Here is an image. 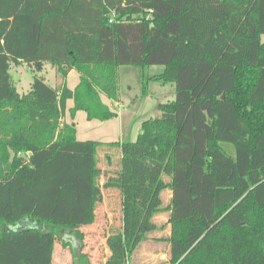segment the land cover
Here are the masks:
<instances>
[{
    "label": "trees",
    "instance_id": "obj_1",
    "mask_svg": "<svg viewBox=\"0 0 264 264\" xmlns=\"http://www.w3.org/2000/svg\"><path fill=\"white\" fill-rule=\"evenodd\" d=\"M262 34L264 0H0V264H54L58 244L72 264H95L86 228L104 188L122 212L116 264H133L151 230L136 216L150 202L149 221L170 213L160 227H170L160 237L170 264H264ZM23 63H50L62 84L35 74L19 92L10 71ZM123 65H162L143 95L154 80L174 83L176 98L157 104L134 141L79 140L75 121L63 122L67 100L72 119L115 118L103 96L120 101ZM159 159L169 181L160 168L152 177Z\"/></svg>",
    "mask_w": 264,
    "mask_h": 264
},
{
    "label": "rangeland",
    "instance_id": "obj_2",
    "mask_svg": "<svg viewBox=\"0 0 264 264\" xmlns=\"http://www.w3.org/2000/svg\"><path fill=\"white\" fill-rule=\"evenodd\" d=\"M261 38L264 41V34H262ZM162 70V65H152L147 67L123 65L119 68L120 101L116 104V109L120 112V116L117 120L114 119L111 122L117 126L118 130L119 125L122 123L123 129L128 135V139H136V135L140 131V122L142 120L160 114V111L157 109L158 103L172 101L176 98L174 83L163 84L162 82L154 80L149 82L147 88L148 94L143 95L144 80L147 79L149 75L159 73ZM35 74L46 77L47 82L52 85H55L56 83L62 84L63 82V78L57 74L55 67L50 63L43 66L41 70L37 69L36 71H33L26 63L13 65L11 68V75L18 91L21 93H26L30 90ZM69 83L73 84V81L70 79ZM70 110V108H66L63 122H65V119L68 121H75L80 132L91 129L87 126V123L90 122V120H88L87 116H83V112H80L78 115L75 114L74 119H72ZM80 115H82V118ZM134 119L135 121L129 126L130 122ZM113 124L112 127L115 130ZM79 134L82 135L81 133ZM87 134H85V136ZM222 144L229 153L232 155L235 154V147L232 144L226 142H223ZM144 153H146L145 150ZM103 158L104 157H101L102 160ZM145 160L144 157L143 161L145 162ZM114 161L117 162L118 158L114 157ZM170 166L171 165L167 159L165 161L161 159L156 160V168H153L152 177H156L158 173L156 169L160 168V170H164V172L161 173L162 179L169 181L172 177L171 171H169ZM145 170L144 167V171ZM104 182L105 178L101 177L98 183L99 189L103 188ZM103 190L105 199L99 203L100 208L98 210V220L94 225L86 228L89 234L85 238V250L91 254L95 264H108L110 259H112V264H116L114 261L117 262L119 259H122L123 256L119 244H116V246L119 245L118 249L117 247L115 249L113 247L115 246L113 243L118 241L117 231L123 224L122 212L120 208H117V199L116 195L113 194V189L104 188ZM171 196L172 191L170 188L162 189L160 192L162 206L169 204ZM146 204L147 206H143L144 209L142 212L138 213L139 215L136 216V224L139 223V229L142 231L147 227H149L147 229L151 230L147 232V238L141 240L135 247L136 249L133 250L131 255L133 264H157L160 262V258L157 257L160 256V252H162L167 245L164 241L160 240V237H166L169 227L167 225L164 229L160 227H162V225L168 220L170 213L159 212L149 221L151 202ZM134 235H138V228L137 231L135 229ZM54 264H72L69 249H64L61 244H58L56 246Z\"/></svg>",
    "mask_w": 264,
    "mask_h": 264
},
{
    "label": "crops",
    "instance_id": "obj_3",
    "mask_svg": "<svg viewBox=\"0 0 264 264\" xmlns=\"http://www.w3.org/2000/svg\"><path fill=\"white\" fill-rule=\"evenodd\" d=\"M47 63L44 64V66L46 65ZM28 65V64H27ZM29 66V65H28ZM30 67V66H29ZM56 69V68H55ZM11 72V71H10ZM57 72V70H56ZM58 74V73H57ZM59 75V74H58ZM12 76V75H11ZM13 79V77H12ZM72 80L73 81V84H70L69 83V80ZM79 73L75 70V69H72L67 77H66V83L68 85L69 88L71 89H74L76 87V85L78 84L79 82ZM47 80V79H46ZM14 81V80H13ZM15 83V82H14ZM50 84V83H49ZM60 84V83H58ZM57 83L53 86H56L58 85ZM52 85V84H51ZM148 94V93H147ZM103 100L105 103H107L108 105L112 106V107H116V104L115 102H113L111 99H109L108 97L106 96H103ZM74 105V100L73 99H69L67 100V108H71L73 107ZM80 112H83V116H87L86 112L83 111V110H79L77 111V115L80 114ZM81 118H82V115H80ZM120 116V112H118V116H116L115 118H112L110 120H105V121H102V120H98V119H93V120H90V122L87 123V126L91 129L87 130V131H79L78 128H77V138L79 140H101V141H124V140H132V139H128V135L126 134L125 130L123 129V124L121 123L119 125V130L117 128V126L115 124H113V121L114 119L117 120V118H119ZM133 119V118H132ZM145 120V119H144ZM65 121L67 122H72V121H68L67 119H65ZM135 121L132 120V122H130L129 126ZM143 120L140 122V129H141V124H142ZM112 124L115 126V130L113 129L112 127ZM118 131V132H117ZM90 132V133H89ZM140 132V131H139ZM138 132V133H139ZM79 133H81L82 135H80ZM89 133V134H87ZM137 133V135H138ZM84 134V135H83ZM85 134H87L85 136ZM137 135H136V138H137ZM134 141V140H132ZM168 233H170V227H169V231ZM168 245V246H167ZM164 249L162 250V252H160V256L157 257V258H160V262H158L157 264H170V262L168 261V250H169V244H167ZM145 264V263H144Z\"/></svg>",
    "mask_w": 264,
    "mask_h": 264
},
{
    "label": "water",
    "instance_id": "obj_4",
    "mask_svg": "<svg viewBox=\"0 0 264 264\" xmlns=\"http://www.w3.org/2000/svg\"><path fill=\"white\" fill-rule=\"evenodd\" d=\"M41 68H42L41 65H37V69H38V70H41ZM71 239H73V238L71 237Z\"/></svg>",
    "mask_w": 264,
    "mask_h": 264
}]
</instances>
